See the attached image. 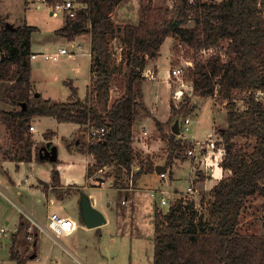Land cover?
Segmentation results:
<instances>
[{
	"label": "trees",
	"instance_id": "1",
	"mask_svg": "<svg viewBox=\"0 0 264 264\" xmlns=\"http://www.w3.org/2000/svg\"><path fill=\"white\" fill-rule=\"evenodd\" d=\"M45 1L54 4L58 0ZM77 2L80 7L75 16L66 15L55 33L71 40L82 34L91 37V79L85 100L72 82L68 83L72 98L67 101L36 95L31 55L32 34L39 28L28 24L8 28L0 18V88L16 106L0 111L14 142L15 152L6 159L32 161L36 144L30 130L32 118L53 116L84 126L86 134L93 127L105 128L99 140L73 139L80 152L93 156L88 177L101 167H111L117 183L125 188L132 163L140 166L135 183L154 171L153 158L133 146V125L137 110L146 109L139 99L148 62L160 55L167 37L175 36L194 52L186 74L195 83V94L226 102L228 124L220 130L225 147L221 165L229 173L210 190L206 218L198 215L193 201H179L165 214L155 211L153 264H264V233L245 234L240 227L250 198L260 195L264 199V99L255 93L264 91V0H173L171 6L140 0L138 20L125 23L112 18L121 0ZM191 21L194 25L186 26ZM117 37L122 50L119 61L111 48V39ZM211 48L217 51L205 61L198 58L202 50ZM114 90L118 96L112 100ZM239 93L247 97L242 110L236 103ZM171 106L167 124L172 127L175 119L190 112L189 99L179 107L171 101ZM157 124L168 145L169 165L176 154L180 157L194 148L192 141L166 131L158 120ZM238 137L246 139L242 147L237 146ZM36 158L49 160L41 159L38 152ZM51 174L52 185H60L59 170L53 168ZM10 257L17 264H26L28 259L14 243Z\"/></svg>",
	"mask_w": 264,
	"mask_h": 264
},
{
	"label": "rangeland",
	"instance_id": "2",
	"mask_svg": "<svg viewBox=\"0 0 264 264\" xmlns=\"http://www.w3.org/2000/svg\"><path fill=\"white\" fill-rule=\"evenodd\" d=\"M37 3L41 5V7H38ZM122 3L130 7V17H128V20L137 21L138 15L140 14V0H121V4ZM160 3H164L163 6H170L169 4H172L173 0H157V4L154 2L156 6H159L158 4ZM51 7L52 5L49 3H42L40 1L30 3L27 0H0V18H3L6 22H10L15 27L24 24L37 26L39 30L34 32L32 36V49L35 52H52L56 51L59 47H67L69 50H72V45H74L76 47L74 49L76 51V54H74L76 58H70V56L64 55L60 57L58 62L47 61L42 57L34 59L32 62L31 81L33 85H35V90L41 93L45 98L52 97L56 101H65L66 96L64 95V91L70 94L71 90L65 81L72 79L71 82L77 87L78 96L80 99L85 100L90 84V69L87 52L90 47L91 37L89 34H82L71 40L56 34L55 31L61 28L65 23L66 13L59 11L52 13L50 10ZM193 25L194 22L191 21L186 26L191 27ZM163 44L160 50L158 65L159 68H161L162 76L165 75L166 69H170L171 74L169 76V83L166 87L163 85L154 87L149 84L153 96L155 94H160L162 96L158 103L161 113L157 114V116L162 118V116L166 114V111H168L169 99L175 103L176 107H179L182 102L188 101L189 99L190 112L179 118L185 119L186 117H190L191 119V123L189 124L190 130L185 132L186 138L184 139L188 141L193 140L197 135L196 138L199 140H205L209 137V133L211 132L214 135L211 137L212 141H207V143L192 142L194 143V148L203 144L204 148L207 149L209 143H216L217 146L218 143H222V141L220 137L219 140H217L218 133H216L217 130L214 129V120L220 127L227 126L228 118L225 100L218 99L216 96L202 98L195 94V83L191 80L189 75L186 74L187 68L191 65L187 62H191L193 65L192 55L194 52L192 49L185 43L179 41L175 36L167 37ZM78 45H80L81 48L79 50L77 48ZM111 48L119 61L122 51L119 37L111 39ZM216 51L217 50L213 48L202 50V52L198 54V58L205 61L207 57ZM223 58L227 60L228 56L223 53ZM179 67L184 69L183 72L179 75L172 74V69ZM143 84L146 88L148 83L143 82ZM116 91L117 90L113 91V99L118 96ZM245 96L246 95L242 93L237 94L236 103L240 110L246 107L245 101L247 97ZM5 98L6 96L3 89L0 88V102ZM9 109L11 108L9 107ZM9 109L7 110L9 111ZM35 122L37 130L34 134L35 138L39 140L37 143L38 145L35 147L36 151L39 153V148L48 145L49 141L47 140L54 138V142L51 143L58 146L59 159L61 162L71 161L75 164L72 172L74 175L73 181L79 183L84 182V184H86L84 190H81L80 186L74 185L68 187L64 193H69L70 190L76 193L85 192L96 207L99 206L104 209V212L101 211L105 214L106 218L109 217L110 221L103 226L102 231L77 228L76 232L71 237H60L57 241L58 243L48 234L43 231L39 232L38 230L39 238L41 237L42 254H40L37 259L30 260L29 264H153L155 249L154 212L156 201L150 198L149 192L141 194V196H143L142 204L139 207L138 204L135 205L134 202V191L111 188L107 184L102 187L89 185V181H85L86 175L83 169V162L75 158V156H71L63 141V136L69 135L70 132L74 130L73 124L61 123L53 117L37 118ZM5 127L4 122L0 118V155L8 157L12 156L15 151L12 150L14 142L12 138L7 135ZM50 130L57 131L59 134L53 137V132ZM84 130L85 127L82 126L81 131L72 135L70 138L72 144H75L72 140L74 137L82 140V142H87L88 136L84 134ZM236 143L238 147H242L245 145L246 139L238 137L236 138ZM214 144L211 147H214ZM194 148L187 150V152L180 155V157L175 155L173 162L168 165L169 169L163 179L155 177L151 172L148 176L143 175V177H141L143 181H148L150 179L151 188L162 187L169 192H175L177 190L185 191L190 184V180L195 178V185L199 191L197 201L200 198L205 201L202 208L196 210L199 216L204 215V218H206L207 207L212 201V196L210 191L202 186L201 182L206 178L205 172H207V170L205 166L208 160L206 157L202 159L201 154H203V152H200L196 159V156L193 154V152H195ZM222 153L224 154V151ZM156 155V160L162 157L161 161H163V158L166 157L165 155L163 157L162 152ZM184 155H186L187 158ZM56 162L58 163L59 161L57 160ZM54 164L56 163L50 160L44 162L35 160L31 164L23 163L19 169H17L16 163L13 161L5 164V168L8 169L10 175L17 183L21 184V186L9 184L8 175L0 169V181L8 192H0V264H17V261L10 257V249L11 235L15 230L16 224L23 215L19 208L22 207L28 213H32L43 225H46L49 220L47 217L48 214H52L54 210L62 208L61 203H66V211H69L71 214H77L79 208L77 202L66 199V196H64L65 200L62 201L63 196H57L53 193V197H50L55 198V201L50 204L48 200L50 197H46L42 189L32 185L39 178L47 180L51 176ZM66 174H68V172H66ZM139 180L140 179L137 180L135 186H137ZM123 200H125L126 203L123 204ZM156 200L159 204V199ZM263 203L264 199L260 195L250 198V207L248 211L242 213L240 217L242 233H264ZM160 207H162L164 211L168 209L167 206ZM156 211L159 212V210ZM24 220L30 235L27 237L24 234L22 238H28V241L31 243L34 241L33 236H35L37 228L30 230V224L27 223L28 220L26 221L25 218ZM197 221H199V218H197ZM29 236H32V238ZM77 243L84 244V247H88V249L91 247L92 252L97 255L99 262L95 263L93 260L87 259L80 253L75 248V244ZM63 247L69 248L75 254L73 256L74 258L65 252ZM30 253L31 250L29 254ZM102 253L104 255H102Z\"/></svg>",
	"mask_w": 264,
	"mask_h": 264
},
{
	"label": "crops",
	"instance_id": "3",
	"mask_svg": "<svg viewBox=\"0 0 264 264\" xmlns=\"http://www.w3.org/2000/svg\"><path fill=\"white\" fill-rule=\"evenodd\" d=\"M158 1H161V0H158ZM208 1L217 2L218 0H208ZM154 2H155V4H157V0H154ZM158 5L163 6L164 3H160ZM169 5L171 6L172 4H169ZM37 6L39 7L40 5L37 4ZM129 8H130L129 5H126V4L123 5V3L122 4L120 3L116 7V9L113 11L112 18L118 23L127 22L128 17H130ZM32 36H33V34H32ZM90 43H91V41H90ZM32 45H33V40H32ZM88 49L89 50L87 52V55H88V59H89V69H90L91 61H92V55H91L90 47ZM32 52H35V51L32 49ZM68 56H70V58H76L74 55H68ZM167 59H168V57H167ZM33 60H32V62H33ZM168 61H169V59H168ZM158 62H159V56L154 58V59H150L148 62V65L144 71L145 79L141 83L142 95H141V98L139 99V101L144 104L146 109H138L137 110L135 122L133 125V146H134V148L136 150L140 151L141 153H143L144 155H150L155 162V166L158 164L166 163V162H168V165H169L168 150H167L168 145H167L166 140L161 136V132H160L159 126L157 124V120L163 124V127L166 131H170V129L172 130V127L170 125L166 124V122L172 116L171 100L169 99V106H168V111H166V114L164 116H162V118L158 117L157 114L161 113L160 112L161 111L160 105L158 103L161 100L162 96L160 94H155L153 96L151 94L152 89L149 88V84H151L154 87L160 86V85H163L164 87H166V85H168V83H169V76L171 74L170 69L169 68L166 69L165 75L162 76L161 75V68H159ZM168 65H169V62H168ZM90 79H91V76H90ZM71 81H72V79L67 80L65 82L68 85V83ZM143 82L148 83L146 85V88L144 87ZM33 86H34V91H36L35 85H33ZM39 94H41V93H39ZM64 95L66 96V99L65 98L64 99H65V101H67V100L72 98V91L70 90V94H67V92L64 91ZM47 98H51L54 100V98H52V97H47ZM202 98H204V97H202ZM112 100H114L113 95H112ZM57 101H59V100H57ZM9 107L11 109H9ZM15 107L16 106L14 104L10 103V101H7L6 98L2 102H0V111L1 110H7V109L12 110ZM44 117H53V116L36 115L32 118L31 124L35 125V123H36L35 120L37 118L42 119ZM53 118H55V117H53ZM59 122H61V121H59ZM174 122H175V120H174ZM61 123L73 124L74 130L72 132H70L69 135L63 136V141L65 142L66 148L70 152L71 156H75V158H78L79 160H81L83 162V169H84V172L86 175L85 181L88 180L89 181L88 184L94 186L92 184L90 178L88 177V174H87L88 165L93 161V156L90 155L89 153L80 152L78 150V147L76 146V144H72V142L70 140L72 135L77 134L79 131H81L82 126L78 123L71 122V121H63ZM190 123H191V119H190ZM183 124H184V119H180V126L182 127ZM4 126H6L5 123H4ZM222 128H224V127L218 126L216 121L214 120V129H216L217 130L216 133H218V139L217 140H219V137L221 138L220 130ZM5 130H6L7 135H9L7 127H5ZM36 130L37 129L35 126V129L31 131L33 134V138L35 139V142H36V144L34 145V148H33V160L32 161H29V162H27V161H16V160H11V159H6V157L0 155V158H1L0 169L2 170V172L4 171L8 175L9 184L11 183L12 185H15V186H21V184L17 183L16 180L10 175L8 169L5 168V164L13 161L16 163L17 169H19L23 163L31 164L35 160H39L36 158L37 151L35 149V147L38 145L37 143L39 142V140H37L35 138L34 132ZM50 131L53 132V137H56V135L59 134L57 131H54V130H50ZM84 134H86V133H84ZM87 136H88V133H87ZM213 136L214 135L210 132L208 138H206L205 140H199L198 138H196L197 137V135H196L194 137V139L190 140V141L197 142V143H199V142H204V143L206 142L207 143V141L208 142H210V140L212 141L211 137H213ZM73 139H75V137ZM47 141L54 142V138L49 139ZM68 144H70V148L68 147ZM213 144L209 143L208 148L204 149L202 151L203 154H201L202 159L204 157H206L208 160L207 165L205 166L206 170H207V172H205L206 178L204 180H202L201 183H202V186L204 188L208 189L209 191L212 189V187L215 184H217L219 182V180L222 177H224L225 175H227L229 173V170L224 169L221 165V161L223 159V156H222L223 153L222 152L223 151L225 152L224 145L222 143H218V145L216 146V143H215L214 147H211V146H213ZM161 152H162L163 157H164V155L166 157L163 158L164 159L163 161H161L162 157H159L158 160H156V156H157L156 154H159V153L161 154ZM58 153H59V149H58ZM199 153L200 152L197 153V157H198ZM176 156H177V154H176ZM40 161L44 162L43 160H40ZM58 161L61 162V160L59 159V154H58ZM59 162L58 163L56 162V164H54L53 168H57L60 172V180H61L60 185H57V186L52 185V174L47 180L39 178L32 185L37 186L38 188L42 189V191L44 192V194L48 198L50 196L53 197V193H55L57 196L58 195L63 196L62 197V201H63V200H65L64 196H66L67 197L66 199H71L73 202H77L79 208L77 210V214H71V213H69V211H66V203L65 204L61 203L62 208L54 210L52 212V213L57 212V213H60L61 215L69 217L74 222V228L72 231L67 232V233H65L59 237H56L53 234H50L48 232H44V233L48 234L55 242H57L60 239V237H62V236L63 237L64 236L65 237H71L76 232L77 228H84V229L88 228V229H96V230L102 231L103 226H105L106 224L109 223V221H110L109 217L107 218V222L102 224V225H99L96 227H88L86 225V223L83 220V217L81 214V209H80L81 193H76L73 190H70L69 193H64V191L68 187H70V186L72 187L74 185L80 186L81 190H84L85 189L84 187L86 184H84V182L79 183V182L73 181L74 175L72 172H73V168L75 167V164L73 162H71V161H66V162L62 161L61 163H59ZM66 172H68V174H66ZM51 173H52V171H51ZM151 173H153L155 175V177L161 178V179H163L164 176H166V173L165 174L158 173L156 170L152 171ZM149 174H150V172H147V173H144L143 175L148 176ZM143 175H142V177H143ZM142 177L138 181L136 189L133 192L135 205L138 204L139 207L142 204V197L143 196H141V194L148 193V191L152 187L150 184L151 183L150 179L148 181H143ZM1 189H2V193H8L6 191V189L3 187L2 182H1ZM61 189H63V190H61ZM52 197H50L48 199L50 204L54 203V201H55V198H52ZM95 203H97V202H95ZM96 205H98V204H96ZM97 207L104 212L103 208H101L99 206H97ZM19 209L23 215L21 216L19 222L16 224L15 230L13 231V234L11 235V245L14 243L16 248L20 251L21 254L24 253L23 254L24 256H28L26 264H29L30 260L37 259L40 256V254H42L41 237L39 238L40 230H39V228L36 227L37 232H38V230H39V232L35 233V236H33L34 241H32L31 243L28 241V238H26V237L22 238L24 236V234L27 237H28V235H30L29 231L27 230V226H26V222H25L24 218L26 219V221L28 220L27 221L28 224L33 225L32 222L27 217V215L25 214V212L27 214H29L31 217H34V216L32 215V213H30V212L28 213L22 207ZM155 211H156V209H155ZM49 215H51V214H48V216H47L48 218H49ZM34 218L37 219L36 217H34ZM21 223H24L23 228H20ZM18 224H19V226H18ZM87 246H89V245H87ZM75 248L80 253H82L87 259L89 258V260H93L95 263L99 262L97 255L92 252L91 247L88 249V247H84V244L82 245L81 243H77V244H75ZM23 250H24V252H23ZM30 250H31V253L29 254ZM63 250L65 252H67L69 255H71L72 257L75 255L69 248H64ZM26 251H28V252L25 253ZM102 255H104V254L102 253ZM54 262H55V260H54Z\"/></svg>",
	"mask_w": 264,
	"mask_h": 264
},
{
	"label": "built area",
	"instance_id": "4",
	"mask_svg": "<svg viewBox=\"0 0 264 264\" xmlns=\"http://www.w3.org/2000/svg\"><path fill=\"white\" fill-rule=\"evenodd\" d=\"M37 1H40L42 3L47 2L45 0H35V1L29 0L30 3L37 2ZM50 5H52V7L50 9L52 13H54L55 11L65 12L66 15H69L71 17L75 16L78 8L80 7V4L77 2V0H58L56 3L50 4ZM39 7H41V5ZM75 48L76 47L74 45H72V50H69L67 47H59L56 51H52V52H43V53L33 52L31 55V59L33 60V59H36L38 57H42L43 59H45L47 61L58 62L61 56L76 54V51L74 50ZM77 48H78V50L81 49L80 45H78ZM187 63L192 65L191 62H187ZM183 70L184 69L182 67L174 68V69H172V74L179 75L183 72ZM255 93H256L257 98L264 99V91L257 90ZM189 123H190V118L186 117L184 119V124L182 125V127H180L179 136L181 138H186L185 132L190 130ZM34 129H35V125L31 124L30 130L32 131ZM89 132H88V141H92V140L101 139L102 136L104 135V133L106 132V130H105V128L93 127L89 130ZM221 140H222V138H221ZM204 149L205 148H204L203 144H201L199 147L194 148L195 152H193V154L196 156V159L198 158L197 153L202 152ZM222 156H224V154H222ZM139 169H140V166L138 163H136V162L132 163L130 175L128 174L126 176L127 177L126 178L127 186L125 188H122L117 183V179H116L114 169L111 167H105V166L101 167L97 172L90 175L89 178L95 187H102L103 185L107 184L111 188L129 189L130 191H134L136 189L134 177L136 175V172ZM163 174H165V173H163ZM0 192H2L1 182H0ZM148 192H149L150 198H152L156 201L155 202V209L159 210V212H161L163 214L167 213L170 210V208L173 205L177 204L179 201H182L183 204H185L187 201H193L195 204L194 208L197 210H198V208H202V205H203V199L202 198H200L197 201V195H198L199 191L195 185V178H192L190 180V184L188 185L187 189H185V191H178L177 190L175 192H169L168 190L163 189L162 187H156V188H151ZM156 199H159V204H158V201ZM122 203L124 204V203H126V201L123 200ZM159 205L160 206H167V208H168L167 211H164L162 209V207H160ZM25 214L27 215V217L29 218V220L33 224V225H30V227H29L30 230L37 227V228H39L40 231L48 232L50 234H53L56 237H59V236L65 234L67 232L72 231L74 228V222L69 217H66L64 215H60L57 212H54L51 215H49V220H48L46 225H43L37 219H35L34 217H31L26 212H25ZM29 237L32 238V236H29Z\"/></svg>",
	"mask_w": 264,
	"mask_h": 264
},
{
	"label": "water",
	"instance_id": "5",
	"mask_svg": "<svg viewBox=\"0 0 264 264\" xmlns=\"http://www.w3.org/2000/svg\"><path fill=\"white\" fill-rule=\"evenodd\" d=\"M7 27L16 28L10 22H7ZM36 95H39V93L36 92ZM24 106H26L25 103ZM180 127V119H176L172 125V132L179 135ZM38 154L41 159L48 158L50 161L55 162L58 160V146L55 144L51 146L44 145L39 148ZM155 170L158 173H166L168 171V162L156 165ZM80 209L83 220L88 227H96L107 222L105 214L92 203L90 197L85 192H81Z\"/></svg>",
	"mask_w": 264,
	"mask_h": 264
}]
</instances>
